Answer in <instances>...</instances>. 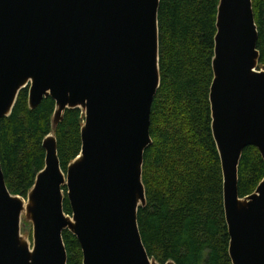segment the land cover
<instances>
[{
	"label": "water",
	"instance_id": "1",
	"mask_svg": "<svg viewBox=\"0 0 264 264\" xmlns=\"http://www.w3.org/2000/svg\"><path fill=\"white\" fill-rule=\"evenodd\" d=\"M160 3L0 0V125L26 89L31 110L47 98L56 102L53 131L68 110L85 116L82 151L67 173L56 135L44 140L45 168L27 199L11 194L0 161V264H68L65 231L78 239L83 264H160L138 222L161 86ZM216 29L210 102L229 254L232 264H264V179L253 194L239 192L245 149L257 148L264 159V66L253 0H220ZM24 217L32 244L22 235Z\"/></svg>",
	"mask_w": 264,
	"mask_h": 264
},
{
	"label": "trees",
	"instance_id": "2",
	"mask_svg": "<svg viewBox=\"0 0 264 264\" xmlns=\"http://www.w3.org/2000/svg\"><path fill=\"white\" fill-rule=\"evenodd\" d=\"M220 0H161L159 9L161 86L151 114L153 144L145 152L147 205L138 212L145 248L160 264H232L224 209L223 171L212 132L210 90ZM264 66V0H253ZM56 102L31 110L23 90L12 115L0 125V161L12 195L27 199L45 168L44 140L55 134L64 173L82 151L85 116L68 110L57 131ZM264 179V159L245 149L239 168L242 198ZM65 193L67 189L64 188ZM65 213L72 216L68 198ZM68 264H83L78 239L64 232Z\"/></svg>",
	"mask_w": 264,
	"mask_h": 264
},
{
	"label": "rangeland",
	"instance_id": "3",
	"mask_svg": "<svg viewBox=\"0 0 264 264\" xmlns=\"http://www.w3.org/2000/svg\"><path fill=\"white\" fill-rule=\"evenodd\" d=\"M54 134V133H53ZM22 235L29 239V242L32 244V233H33V226L31 223L27 222L25 217L22 220L21 226Z\"/></svg>",
	"mask_w": 264,
	"mask_h": 264
}]
</instances>
